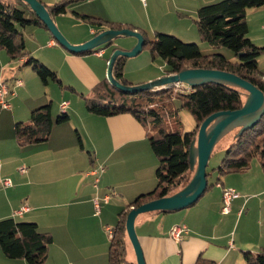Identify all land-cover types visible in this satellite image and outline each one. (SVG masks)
<instances>
[{"label": "crops", "instance_id": "crops-1", "mask_svg": "<svg viewBox=\"0 0 264 264\" xmlns=\"http://www.w3.org/2000/svg\"><path fill=\"white\" fill-rule=\"evenodd\" d=\"M40 1L51 6L60 0ZM219 1L222 0H147L144 5L141 0H87L73 4L66 15L74 17L73 12H76L129 25L148 40H153L158 33L171 34L183 42L195 41L201 50L209 53L205 47L208 44L201 41L195 30L194 20L200 8ZM252 10H258L264 19V7ZM62 18L55 19L62 20L57 21L60 26L65 24ZM72 20L74 26H86L82 38L74 37L75 32L69 33L75 45L92 39L98 30L103 31L75 17ZM28 27L23 33L26 51L55 71L62 84L55 81L45 84L31 67L24 66L28 58L11 60L0 50V80L7 81L11 90L8 97L11 109L2 110L0 106V221L14 219L36 223L41 231L51 233L53 243L49 246L46 264H110L111 238L106 228L114 229L119 213L138 196L156 187L158 159L150 145L147 125L130 114L94 115L86 109L83 97L93 96L94 87L107 80L108 63L114 50L122 47L131 50L137 40L130 39L126 45L114 41L99 52L69 55L64 50L59 51L62 49L56 47L47 29ZM253 35L252 42L264 47V24ZM58 58L63 67H68L71 74L83 82L85 89L91 92L89 96L79 94L74 84L62 78L63 69L55 62ZM152 60L145 49L140 57L126 58L125 79L142 84L166 76L157 71L153 75L135 76L136 72L150 68L155 61ZM259 67L264 73L263 57L259 58ZM17 79L23 85L16 86ZM59 90H70L72 94L59 93L64 100L58 99L55 103L53 93ZM64 101L69 103V121L55 124L49 141L24 147L17 144V123L28 121L35 109L47 104L52 105L55 120V116L62 113L60 106ZM75 119L79 120L78 124L73 122ZM85 152H90L93 160L88 156L87 159ZM98 166H103L105 171L96 183L97 176L92 175L91 170ZM22 167L27 169L26 173L20 172ZM3 179H11L13 186L4 187ZM218 183L222 187L217 185V189L205 192L187 209L146 213L137 218L136 232L146 264H196L198 259L214 264H244L245 252H260L264 247V172L258 166H250L236 176H225ZM224 188L234 189L239 194L229 214L222 213ZM106 196L110 199L107 203L103 200ZM96 198L101 203L99 214L94 206ZM256 202L260 218L258 229L252 227L249 219ZM23 206L29 210L22 216L15 215ZM176 224L188 227L181 242L169 236ZM130 254L135 256L134 249ZM0 264L29 263L25 259L8 258L0 245Z\"/></svg>", "mask_w": 264, "mask_h": 264}, {"label": "trees", "instance_id": "trees-1", "mask_svg": "<svg viewBox=\"0 0 264 264\" xmlns=\"http://www.w3.org/2000/svg\"><path fill=\"white\" fill-rule=\"evenodd\" d=\"M85 1L87 0H60L51 6L44 5L55 20L68 14L73 4ZM262 7L264 0H222L198 10L194 21L201 41L214 49H230L235 54L234 61L218 54L205 55L199 45L187 44L176 36L162 33H158L153 40H148L141 33L145 39L144 49L153 60L161 59L165 63L167 75L180 73L184 69L224 71L243 78L264 93V73L259 67V58L264 55V47L257 46L248 37L247 21L249 10ZM26 11H30L32 18H25ZM73 13L76 20L103 31L126 28L136 30L129 25ZM32 25L47 29L26 3L19 0H0V50L11 60L28 58L24 66L31 67L45 84L52 80L61 85L62 82L55 71L44 66L26 51L25 37L20 28L25 29ZM99 33L100 30L96 35ZM101 50L102 47L94 52ZM88 53L91 52L75 55ZM125 61V57L117 60L113 74L117 81L128 86L130 84L123 74ZM83 98L86 109L94 115L113 117L130 114L142 124L151 125L149 141L158 159L157 185L151 192L138 196L119 213L109 246L110 264H137L128 258L133 250L126 229L128 214L133 208L179 192L190 182L193 172L190 169L189 153L193 141L197 139L200 126L213 114L240 110L245 104L247 93L237 87L215 83L191 88L183 93H175L174 88L155 92L124 93L105 80L94 87L93 96ZM175 100L179 101L180 107L175 106ZM179 110L191 113L196 123L194 130L184 132L179 127L171 128L167 123V116H177ZM68 121L67 112H62L55 121L52 105L41 106L31 113L26 123L19 122L15 125L16 142L23 147L47 142L53 126ZM238 132L239 129H236L227 147V153L218 167L221 177L248 170L254 159L258 160L264 172V116L258 125L244 132L241 137H236ZM87 154L89 159L93 160V155L90 152ZM209 186L208 184L206 192L211 189ZM52 243V234L41 231L36 223L16 222L14 219L0 221V245L8 258L25 259L29 264H46ZM196 264L214 263L198 259ZM244 264H264V247L258 253L245 252Z\"/></svg>", "mask_w": 264, "mask_h": 264}, {"label": "water", "instance_id": "water-1", "mask_svg": "<svg viewBox=\"0 0 264 264\" xmlns=\"http://www.w3.org/2000/svg\"><path fill=\"white\" fill-rule=\"evenodd\" d=\"M30 6L35 15L46 25L55 41L72 54L94 52L96 49H107L119 37H133L137 44L131 50L117 49L111 55L107 68V80L124 93H139L155 91L161 88L173 87L176 84H186L191 88L208 83L224 84L237 87L247 93L244 106L236 111H223L213 114L200 126L197 139L190 148V169L193 177L179 192L158 200L133 208L127 216L126 229L133 246L137 264H146L139 237L136 232V220L140 215L152 212H178L196 204L205 194L208 187L207 168L209 161L219 142L232 131L239 129L236 137L252 129L264 116V93L252 83L243 78L224 71L207 69H184L180 73L170 74L155 81L138 86L123 85L114 77V67L120 57L134 58L143 52L144 36L131 29H108L102 31L81 45H72L57 27L46 6L39 0H19Z\"/></svg>", "mask_w": 264, "mask_h": 264}, {"label": "rangeland", "instance_id": "rangeland-1", "mask_svg": "<svg viewBox=\"0 0 264 264\" xmlns=\"http://www.w3.org/2000/svg\"><path fill=\"white\" fill-rule=\"evenodd\" d=\"M261 11V10H260ZM260 12H258V10H249L248 11V15H247V21H248V24H249V28H250V32L248 34V37H252L253 33L256 31H259L260 27L263 26L264 24V19L262 17L261 14H259ZM32 17V14L30 13V11H26V14H25V18L26 19H30ZM61 19V18H60ZM63 21H65V24H62L60 26V23L58 24L57 21L59 20H56L55 23L57 25V27L59 28V30L62 32V34L67 38V40L71 43L73 42L72 39H70L69 37V33H76V34H73L74 37H77V38H82L84 37V33H85V28L86 26H81V25H75L74 26V17H72L71 15H66V16H63ZM62 21V20H59V22ZM32 28V27H31ZM28 27V29H31ZM21 31L24 33V30L23 28H20ZM27 29V27H26ZM34 29V28H33ZM195 30L198 32V29H197V26L195 28ZM48 33H50V31L48 30ZM164 35H169L167 33H162ZM170 36H173L170 34ZM254 36V35H253ZM130 39H135L133 37H119L117 39H115V43L117 44H123V45H126V43L130 40ZM251 39V38H250ZM55 41V40H54ZM89 41V40H88ZM200 41V40H199ZM87 42V41H86ZM56 47L59 48V49H62V50H59V51H66L67 53H69V55H72L70 52H68L65 48H63L62 46H60L56 41ZM184 43H187V44H197L199 45L198 43H196L195 41L193 42H184ZM200 43V42H199ZM48 44L49 42H47L44 47H48ZM72 45H75L73 43H71ZM207 45V44H205ZM200 46V45H199ZM207 47L210 52L209 53H206V51L204 49H202V53L203 54H218V55H222L224 57H226L228 60H231V61H234L236 60V57H235V54L233 53V51H231L230 49L226 48V47H221V48H217V49H214L210 46H205ZM260 47V46H259ZM125 47H122L121 50H125L123 49ZM127 50V49H126ZM125 50V51H126ZM63 53V52H61ZM142 54V53H141ZM141 54L137 57H140ZM263 59H264V55L262 56ZM260 57V58H262ZM153 61V60H152ZM56 63L58 62V64L60 65V67H62L63 71H61V76L62 78H65V80H67V82H70L72 84H74V86H76V91L79 93V94H83L85 96H89L91 94V92L87 89H85V86L83 84V82L75 75L71 74V72L69 71L68 67H63L61 64L62 60L61 58L59 59H56L55 61ZM164 62L161 60V59H157L153 62V64L150 66V68L146 67L147 69L143 70V71H140V72H136L135 73V76H147V75H153L154 73L153 72H158L159 74H164L166 73V65H165V70H164ZM44 65V63H43ZM46 66V65H44ZM47 67V66H46ZM156 67V68H155ZM160 68V69H159ZM31 69V68H30ZM107 78V77H106ZM50 82L52 80H49ZM150 82V81H149ZM152 82V81H151ZM53 83V82H51ZM131 86H138V85H142V84H145V83H142V84H137L135 82H128ZM148 83V82H147ZM174 88V92L175 93H180V92H185L188 90V88L186 87H180L179 89H177L176 87H170L168 89H173ZM60 92L57 93H53V96H54V102L57 103L58 99H60L61 101L64 100V98L61 96V94L59 93H69L70 95L72 94V92L70 90H59ZM155 91H160V90H155ZM154 91V92H155ZM78 94V99H80V96ZM64 102H67V101H64ZM63 103V102H62ZM174 104L175 106L178 108L180 107L179 105V101L175 100L174 101ZM60 112H59V115L60 116ZM58 116H55V121L57 120V117ZM166 121L167 123L171 126V128L173 129H176L177 127H179L182 131L184 132H190L192 130H194L195 126H196V123H195V120L193 118V116L191 115V113L187 110H179L178 112V115L177 116H173L172 118L167 116L166 118ZM27 121H24V123H26ZM75 124H78L79 123V120L78 119H75V121H73ZM147 129L150 133L151 131V125H148L147 126ZM73 132H75V130H73ZM80 133H82V131H80ZM236 133V130H234V132L232 131L231 133H229L226 137H224L218 144V146L216 147L215 151L213 152V155L209 161V164H208V168H207V174H208V184L210 185L209 187L211 188L209 191L213 190V189H217V183L224 180V177H221L219 175V171H218V167L219 165L221 164V161L223 160V158L225 157L226 153H227V148L226 146L229 145V142H231L232 140V136ZM75 137L78 141V137H77V133L75 132ZM74 138V136H73ZM88 154H86L85 152V157H87ZM88 159V157H87ZM81 162L79 161V164ZM251 167H260L261 168V165L259 164L258 160L257 159H254L251 164H250ZM262 169V168H261ZM263 171V170H262ZM237 173L235 174H232L234 176H236ZM253 208H252V211L250 213V216H249V219L251 221V224H252V227L255 228V229H258V222L260 220L259 218V214H258V209H257V205H258V202H256L255 204H253ZM129 260L131 261H135L136 260V255H132L130 254L129 255ZM137 262V261H136Z\"/></svg>", "mask_w": 264, "mask_h": 264}, {"label": "built area", "instance_id": "built-area-1", "mask_svg": "<svg viewBox=\"0 0 264 264\" xmlns=\"http://www.w3.org/2000/svg\"><path fill=\"white\" fill-rule=\"evenodd\" d=\"M141 1L144 5L147 4V0H141ZM100 55H102V53H100ZM15 85L21 86V85H23V82L21 80L17 79L15 81ZM173 87H176L177 89H179L180 87H186V88H188V90L191 89V87L187 86L186 84H181V83L176 84ZM168 88H170V87H168ZM162 89H167V88H161V89H157V90H162ZM10 93H11V90H10V86L7 83V81L0 80V106H1L2 110L11 109V104H10L9 99H8ZM180 93H183V92H180ZM68 107H69V103L63 102L60 106V109L63 113H66ZM26 170L27 169L25 167H22L20 169V172L26 173ZM104 171H105V169L103 166H98L97 168H93L91 170V174L97 176L96 181H95L96 183H98L99 177ZM2 183H3L4 187H12L13 186V182L11 179H3ZM217 185L219 187H222V185L220 183H218ZM238 197H239V194L237 193L236 190L229 189V188L223 189V200H222V213L223 214H229L231 212L232 202H233V200L237 199ZM103 200H104V202L107 203L110 200L109 196L104 197ZM94 206H95V209L97 211V214H99L101 211V203H100V200L98 198L94 199ZM28 210L29 209L26 206H23L18 211H15V215L22 216ZM106 231H107L109 237L113 238L114 229L108 227V228H106ZM187 233H188V227L185 224H176L171 228L169 236L174 241L181 242L183 240L184 235Z\"/></svg>", "mask_w": 264, "mask_h": 264}]
</instances>
